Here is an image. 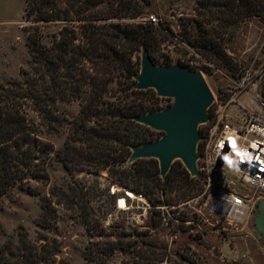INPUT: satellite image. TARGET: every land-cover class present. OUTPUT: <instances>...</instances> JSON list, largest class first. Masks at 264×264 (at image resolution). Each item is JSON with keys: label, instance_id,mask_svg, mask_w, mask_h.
Returning a JSON list of instances; mask_svg holds the SVG:
<instances>
[{"label": "rangeland", "instance_id": "rangeland-1", "mask_svg": "<svg viewBox=\"0 0 264 264\" xmlns=\"http://www.w3.org/2000/svg\"><path fill=\"white\" fill-rule=\"evenodd\" d=\"M25 8L26 0H0V84L20 78L31 58L27 36L30 26L38 23L24 18ZM260 9L264 14V0ZM149 15L159 19L156 26L166 33L161 35L158 63L165 64L169 56L171 64L200 71L214 96L210 121L200 125V134L209 130L219 112H224L226 122L241 125L255 109L258 93L264 94V15L224 0H152L145 14L122 21L145 22ZM61 26L62 22L41 26L45 40ZM244 77L248 79L242 86ZM142 100L156 110L174 102L153 89ZM79 108L78 100L61 101L63 123L40 125L39 137L63 148L69 122ZM150 132L153 140L164 134ZM182 167L180 160L173 163V182L164 192H136L116 182L107 170L70 169L54 158L47 166L48 183L30 181L40 195L15 185L2 197L0 243L17 241L21 234L45 243L46 236L59 244L58 259L64 264H81L88 246L117 239L137 242L139 253L116 250L107 258L110 264H264V236L255 228L256 212L239 222L220 217L213 209L215 192L206 191L202 179L187 182L180 174ZM220 185L242 194L251 189L233 169ZM41 194L53 200L57 210L49 228L39 223Z\"/></svg>", "mask_w": 264, "mask_h": 264}, {"label": "trees", "instance_id": "trees-1", "mask_svg": "<svg viewBox=\"0 0 264 264\" xmlns=\"http://www.w3.org/2000/svg\"><path fill=\"white\" fill-rule=\"evenodd\" d=\"M224 2L264 15L260 0ZM151 4L152 0H26L24 18L38 23L30 26L27 36L31 58L20 78L0 84V202L15 185L40 195L30 181L48 183L47 166L54 158L70 169L107 170L116 182L136 192H164L173 182L172 168L165 178L160 176L157 159L126 163L131 145L153 140L148 137L151 128L132 119L157 109L142 100L151 89H136L134 75L143 49L154 62H161L158 51L166 33L148 21L122 19L145 14ZM60 22L61 28L46 41L41 26ZM162 63L171 64L170 57ZM73 100L79 101V112L69 122L64 147L58 149L39 137V126L63 123L59 103ZM180 171L191 184L201 180L185 166ZM41 199L39 223L49 228L57 210L47 195L41 194ZM45 239L35 242L21 234L17 241L0 243V264H64L58 259L59 244ZM137 247V242L121 239L94 243L81 264H110L107 258L116 250L138 254Z\"/></svg>", "mask_w": 264, "mask_h": 264}, {"label": "water", "instance_id": "water-1", "mask_svg": "<svg viewBox=\"0 0 264 264\" xmlns=\"http://www.w3.org/2000/svg\"><path fill=\"white\" fill-rule=\"evenodd\" d=\"M136 89H153L158 96L174 102L161 109L134 115L132 119L164 134L154 140L131 145L128 165L139 159L158 160L165 178L173 163L180 160L192 177L201 178L200 125L210 121L214 96L202 73L181 64L154 62L147 49L140 53V70L134 75ZM258 234L264 236V199L259 200L254 217Z\"/></svg>", "mask_w": 264, "mask_h": 264}, {"label": "built area", "instance_id": "built-area-1", "mask_svg": "<svg viewBox=\"0 0 264 264\" xmlns=\"http://www.w3.org/2000/svg\"><path fill=\"white\" fill-rule=\"evenodd\" d=\"M147 21L159 25V19L149 15ZM248 77L242 78L245 85ZM218 113V112H217ZM219 112L213 125L202 135L199 169L206 191L215 192L213 209L232 221L248 220L264 199V94L256 96V106L241 125L224 120ZM228 169L235 170L250 186L248 193L221 189V179Z\"/></svg>", "mask_w": 264, "mask_h": 264}]
</instances>
